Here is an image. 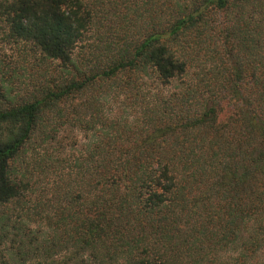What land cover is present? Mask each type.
<instances>
[{"label": "trees", "instance_id": "obj_1", "mask_svg": "<svg viewBox=\"0 0 264 264\" xmlns=\"http://www.w3.org/2000/svg\"><path fill=\"white\" fill-rule=\"evenodd\" d=\"M0 264H264V0H0Z\"/></svg>", "mask_w": 264, "mask_h": 264}]
</instances>
